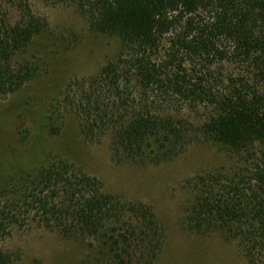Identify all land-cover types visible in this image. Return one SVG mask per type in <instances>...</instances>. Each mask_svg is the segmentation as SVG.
<instances>
[{
    "label": "trees",
    "instance_id": "16d2710c",
    "mask_svg": "<svg viewBox=\"0 0 264 264\" xmlns=\"http://www.w3.org/2000/svg\"><path fill=\"white\" fill-rule=\"evenodd\" d=\"M7 1L18 14L12 19L0 0V97L36 75L30 61L16 59L49 28L28 0ZM65 1L92 32L121 41L96 74L72 83L77 97L67 95L84 138L110 134L113 158L140 165L173 159L202 137L239 155L243 164L238 159L230 171L189 179L183 226L237 241L251 264H264V0ZM133 81L212 111L192 128L172 112L157 114L143 102L136 108L124 96ZM9 189L38 205L46 226L85 246L92 264H154L163 250L165 226L152 205L108 192L69 159L52 158ZM12 262L0 248V264Z\"/></svg>",
    "mask_w": 264,
    "mask_h": 264
},
{
    "label": "rangeland",
    "instance_id": "374dc122",
    "mask_svg": "<svg viewBox=\"0 0 264 264\" xmlns=\"http://www.w3.org/2000/svg\"><path fill=\"white\" fill-rule=\"evenodd\" d=\"M28 2L48 18L49 28L16 59L30 61L36 75L19 91L0 97V248L11 255L12 264H92L85 246L46 226L38 205L19 201L9 189L27 172L60 157L99 178L108 192L123 200L154 207L166 231L154 264H251L239 242L183 226L191 198L189 179L199 173L230 171L240 156L202 137L173 159L140 165L113 158L110 134L93 141L84 138L75 112L66 110L67 95L77 97L78 85L72 83L96 74L118 52L121 41L115 35L92 32L85 16L68 1ZM5 10L16 18L17 9L10 1L3 0ZM166 48L162 43L158 58ZM124 91L134 107L143 102L157 114L172 112L192 128L212 111L206 103L156 87L144 92L137 81ZM256 264H262V258Z\"/></svg>",
    "mask_w": 264,
    "mask_h": 264
}]
</instances>
